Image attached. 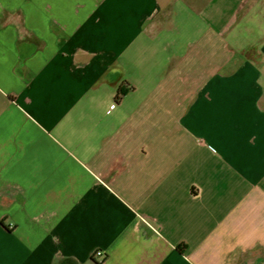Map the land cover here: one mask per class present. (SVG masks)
<instances>
[{
	"label": "crops",
	"instance_id": "crops-1",
	"mask_svg": "<svg viewBox=\"0 0 264 264\" xmlns=\"http://www.w3.org/2000/svg\"><path fill=\"white\" fill-rule=\"evenodd\" d=\"M0 264H264V0H0Z\"/></svg>",
	"mask_w": 264,
	"mask_h": 264
},
{
	"label": "built area",
	"instance_id": "built-area-1",
	"mask_svg": "<svg viewBox=\"0 0 264 264\" xmlns=\"http://www.w3.org/2000/svg\"><path fill=\"white\" fill-rule=\"evenodd\" d=\"M95 256H96V257H102V254H101L100 252H97V253L95 254Z\"/></svg>",
	"mask_w": 264,
	"mask_h": 264
},
{
	"label": "trees",
	"instance_id": "trees-1",
	"mask_svg": "<svg viewBox=\"0 0 264 264\" xmlns=\"http://www.w3.org/2000/svg\"><path fill=\"white\" fill-rule=\"evenodd\" d=\"M123 95L121 94V95H119V97H117V100L116 101H118L119 99H120V97H122Z\"/></svg>",
	"mask_w": 264,
	"mask_h": 264
}]
</instances>
